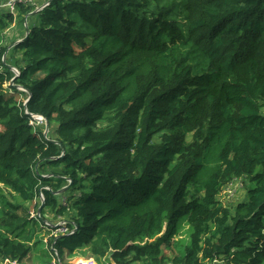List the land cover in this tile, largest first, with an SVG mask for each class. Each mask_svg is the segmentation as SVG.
I'll return each mask as SVG.
<instances>
[{
    "label": "trees",
    "instance_id": "1",
    "mask_svg": "<svg viewBox=\"0 0 264 264\" xmlns=\"http://www.w3.org/2000/svg\"><path fill=\"white\" fill-rule=\"evenodd\" d=\"M35 9L0 13V264L38 243L43 264H264V0ZM236 178L255 186L232 205L220 193Z\"/></svg>",
    "mask_w": 264,
    "mask_h": 264
},
{
    "label": "rangeland",
    "instance_id": "2",
    "mask_svg": "<svg viewBox=\"0 0 264 264\" xmlns=\"http://www.w3.org/2000/svg\"><path fill=\"white\" fill-rule=\"evenodd\" d=\"M33 1L37 5V10L40 9L43 5H45V2H46V0H33ZM47 1H50V0H47ZM8 10H10L8 7H4V6L1 7V4H0V13L9 12ZM32 23H33V21H32ZM22 25H23V23L18 18L15 21V23L12 25V27H10V30H8L6 32V38L2 39L1 44L2 45L12 44L15 40H17L19 38L20 35L22 36V32H23ZM17 29L20 30L19 34L17 36H12V34L17 33ZM25 30H26V27H25ZM11 48H12V45L8 48V50H11ZM8 60L11 63L20 64L21 63V52L20 51L16 52V51L12 50L9 53ZM14 68H12V69L18 74L20 72L19 71L20 66L17 65V68L15 66H14ZM19 88H21V87H19ZM9 93L12 94L13 96H15L18 100L22 99L21 94H19L17 92L9 91ZM36 117L40 118V119H37L38 120L37 126H39L40 129H42V131L44 132V135L45 134L48 135L49 131L46 127L47 126L46 121L41 120V119H44V118H41V116H36ZM254 186H255V183L251 182L249 179L236 178L229 185L224 187V189L220 193V196L224 197L225 202L234 205V204H237L239 201L246 200L248 198L249 189L254 187ZM72 192H73V190H70L69 192H67V194L70 195ZM6 193L8 194V190H6ZM61 195H63V194L61 193ZM8 196L11 198L10 195H8ZM15 202L18 204L23 203V201L19 197H16V196H15ZM26 204L28 205V203H26ZM40 206L41 205H39V207ZM39 207L37 209L34 208V203L30 206L32 215H35L34 213L37 212ZM46 219L51 223L50 226H58L59 227L60 226L59 224L62 222L60 217L57 218V217L53 216V214L51 212H48V211H47ZM49 222H47V223H49ZM37 223L38 224L36 225V227L39 229V232L37 234V239L42 240L43 236H45L46 241H48L49 240L48 235H49L50 231L48 232V230H46V228L43 229V227H44L43 222L40 219ZM187 226H188L187 223H183L182 231L180 233L181 235L179 236V238H181V237L187 238L188 233H190V230L188 231ZM55 229H58V228H55ZM54 231H56V230H54ZM45 248H46V244H44V243H38L33 247L32 251L30 253L31 254L30 264H43V263H41L42 261H46V262L50 261V257L48 255V252L45 250ZM167 253L171 254L172 251L168 249ZM79 257H81V255H75L72 257L71 256H65L62 264H83V261L85 259H81ZM75 258H77V259H75ZM85 261H87V260H85ZM24 264H28V262H25ZM225 264H226V262H225Z\"/></svg>",
    "mask_w": 264,
    "mask_h": 264
},
{
    "label": "built area",
    "instance_id": "3",
    "mask_svg": "<svg viewBox=\"0 0 264 264\" xmlns=\"http://www.w3.org/2000/svg\"><path fill=\"white\" fill-rule=\"evenodd\" d=\"M21 3L22 4H33L37 8V5L35 4V2L33 0H8L3 6L4 7H8L10 9L9 12L14 14V15H16L17 14V7ZM48 3H49V1L46 0L45 5H43L42 8H44ZM40 197L42 199L44 198L42 193H40ZM37 214L39 215V213H37ZM59 225L63 226V227L58 228L57 232H66L67 231V228H64V226H65V222L64 221H62ZM217 262H221L222 264H225V262L219 261L217 259H214L211 263H208V264H215ZM2 264H8V260L5 261ZM12 264H18V263L16 261H14V262H12ZM52 264H58V263L56 262V260H54L52 262Z\"/></svg>",
    "mask_w": 264,
    "mask_h": 264
},
{
    "label": "water",
    "instance_id": "4",
    "mask_svg": "<svg viewBox=\"0 0 264 264\" xmlns=\"http://www.w3.org/2000/svg\"><path fill=\"white\" fill-rule=\"evenodd\" d=\"M42 9V7L40 8V9H36L35 11H39V10H41ZM26 29H27V32L26 33H28V25L26 24ZM8 52V51H7ZM4 60H5V55H4ZM13 68V67H12ZM14 79V78H13ZM12 83H13V80H12ZM21 90H24L25 91V89H21ZM32 94V93H31ZM36 116H41V118H44V119H41V120H45L46 121V127H47V129H48V131H49V122H48V120H47V118L45 117V116H43V115H36ZM35 115H34V117L36 118V119H40L39 117H36ZM47 131V132H48ZM45 135H47V134H45ZM63 153H64V149H63V152H62V155L61 156H63ZM65 189H67V187H64L62 190H59L58 191V193H60V192H63ZM44 201V200H43ZM43 206H44V203H42L41 204V206L39 207V209L37 210V212L40 214L41 213V210H42V208H43ZM43 222H46L45 221V219H41ZM47 223V222H46ZM75 231H77V227H75V229H74V231L72 232V233H68V235H70V234H73Z\"/></svg>",
    "mask_w": 264,
    "mask_h": 264
},
{
    "label": "crops",
    "instance_id": "5",
    "mask_svg": "<svg viewBox=\"0 0 264 264\" xmlns=\"http://www.w3.org/2000/svg\"><path fill=\"white\" fill-rule=\"evenodd\" d=\"M7 0H0V4H3L4 5V3L6 2ZM19 29H17V33L16 34H12V36H17L18 34H19ZM19 37H21V35L19 36ZM19 39V38H18ZM17 39V40H18ZM18 42V41H17ZM8 52H9V50H8ZM38 213V212H37ZM79 258H81V259H85V260H87V261H83V264H92V263H96V264H98L93 258H85V257H79ZM75 259H77V258H75ZM54 260H56V258H53L52 259V262L54 261ZM58 260V259H57ZM57 260H56V262H57ZM30 261H31V254H29V256L25 259V262H28V264H30ZM58 263V262H57ZM114 264V263H113Z\"/></svg>",
    "mask_w": 264,
    "mask_h": 264
},
{
    "label": "clouds",
    "instance_id": "6",
    "mask_svg": "<svg viewBox=\"0 0 264 264\" xmlns=\"http://www.w3.org/2000/svg\"><path fill=\"white\" fill-rule=\"evenodd\" d=\"M49 2H50V1H49ZM36 9H37V8H36ZM36 9H35V10H36ZM35 10H34V11H35ZM27 25H28V24H27ZM13 68H14V67H13ZM14 69H15V68H14Z\"/></svg>",
    "mask_w": 264,
    "mask_h": 264
}]
</instances>
